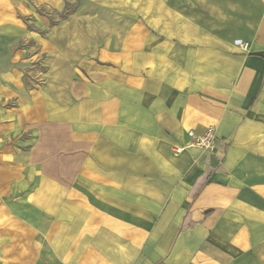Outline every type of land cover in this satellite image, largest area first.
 <instances>
[{
	"label": "crops",
	"instance_id": "obj_1",
	"mask_svg": "<svg viewBox=\"0 0 264 264\" xmlns=\"http://www.w3.org/2000/svg\"><path fill=\"white\" fill-rule=\"evenodd\" d=\"M203 2L0 0V264H264V0Z\"/></svg>",
	"mask_w": 264,
	"mask_h": 264
},
{
	"label": "built area",
	"instance_id": "obj_2",
	"mask_svg": "<svg viewBox=\"0 0 264 264\" xmlns=\"http://www.w3.org/2000/svg\"><path fill=\"white\" fill-rule=\"evenodd\" d=\"M189 142L187 147H195L204 152H213L216 145V137L213 128H207L202 134L197 135L192 130L187 132ZM183 148H175L176 153L182 152Z\"/></svg>",
	"mask_w": 264,
	"mask_h": 264
},
{
	"label": "rangeland",
	"instance_id": "obj_3",
	"mask_svg": "<svg viewBox=\"0 0 264 264\" xmlns=\"http://www.w3.org/2000/svg\"><path fill=\"white\" fill-rule=\"evenodd\" d=\"M171 3L177 2V6L179 5L181 9L186 13L195 16L201 22H206L211 17L207 13V9L204 7L203 0H169ZM72 5V4H71ZM71 7V6H69ZM208 27H213L212 25H207ZM33 74H28V78H32Z\"/></svg>",
	"mask_w": 264,
	"mask_h": 264
}]
</instances>
